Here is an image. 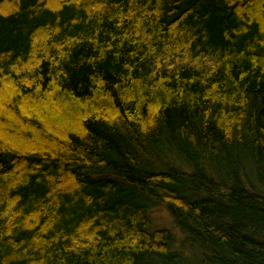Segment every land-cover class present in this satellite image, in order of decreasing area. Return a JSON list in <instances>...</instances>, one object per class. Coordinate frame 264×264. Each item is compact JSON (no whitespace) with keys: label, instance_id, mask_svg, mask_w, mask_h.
<instances>
[{"label":"trees","instance_id":"obj_1","mask_svg":"<svg viewBox=\"0 0 264 264\" xmlns=\"http://www.w3.org/2000/svg\"><path fill=\"white\" fill-rule=\"evenodd\" d=\"M0 264H264V0H0Z\"/></svg>","mask_w":264,"mask_h":264},{"label":"rangeland","instance_id":"obj_2","mask_svg":"<svg viewBox=\"0 0 264 264\" xmlns=\"http://www.w3.org/2000/svg\"><path fill=\"white\" fill-rule=\"evenodd\" d=\"M152 222L154 226L158 227L166 225V227L172 229L175 232L177 240L179 242L181 241L182 235H180L181 233L177 230V228L174 227V225H172L173 223L165 209H156L153 211Z\"/></svg>","mask_w":264,"mask_h":264}]
</instances>
